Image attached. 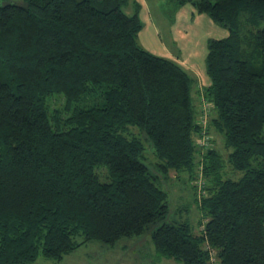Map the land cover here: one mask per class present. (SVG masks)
<instances>
[{"label":"trees","instance_id":"trees-1","mask_svg":"<svg viewBox=\"0 0 264 264\" xmlns=\"http://www.w3.org/2000/svg\"><path fill=\"white\" fill-rule=\"evenodd\" d=\"M227 29L204 89L228 161L198 148L193 77L139 45L136 0L0 4V264L149 234L160 259L264 264V0H178ZM132 8L131 14L126 9ZM64 100L62 105L57 101ZM158 158L152 173L145 144ZM199 167L204 225L169 222L161 176ZM103 169L105 171L100 172Z\"/></svg>","mask_w":264,"mask_h":264},{"label":"rangeland","instance_id":"rangeland-1","mask_svg":"<svg viewBox=\"0 0 264 264\" xmlns=\"http://www.w3.org/2000/svg\"><path fill=\"white\" fill-rule=\"evenodd\" d=\"M21 2L22 0H0V4L5 2ZM142 6L141 10L142 21L144 27L137 36V41L140 46L155 54L165 56L176 62H179L176 57L169 55H180L182 50L175 42V27L179 28L182 23L180 21V8L182 5L178 0H137ZM191 5H186L187 11ZM128 14L133 10L126 9ZM185 12L182 16L184 17ZM200 19V20H199ZM190 37L194 38L193 43L188 42V46L194 47L200 56L198 57L200 66V77H193L190 93L197 111V119L201 125V131L196 139L198 148L204 153L209 147H215L222 155L224 164V173L230 177L238 178L243 173L233 170L228 161L230 149L227 148L224 134L216 129L211 123V118L216 115L213 103L208 100L205 95V88L210 84L208 74H206V56L208 52V38H222L229 34L227 29L216 24L209 16L202 14L194 18H190ZM189 27V26H188ZM183 31V30H182ZM180 37V36H179ZM179 37H177L179 39ZM176 39V40H178ZM189 40V39H188ZM179 42V41H178ZM187 42V41H186ZM174 55V56H176ZM208 77V78H207ZM203 99V101H202ZM64 100L57 101V104L62 105ZM209 105V111L204 112L202 107ZM138 135L145 144V162L150 166L152 173L159 174L156 169L158 158L156 157L154 147L150 141L145 138L143 133H139L137 129L132 131ZM205 136L206 143H200V140ZM209 138H208V137ZM208 142V144H207ZM105 171L103 169L100 172ZM203 173H200L199 167L193 180L190 179L186 171L177 172L171 170L168 176L162 174V186L168 192V200L170 212L168 216L169 222H178L188 220L194 226L195 233H200L205 222L202 217V211L199 208V200L205 192L203 184ZM203 181V182H202ZM37 264H182L174 259H160L154 250L149 234L142 236H133L122 238L114 246L105 244L100 241H89L79 247L74 252L67 254L61 260L47 259L40 256Z\"/></svg>","mask_w":264,"mask_h":264},{"label":"crops","instance_id":"crops-1","mask_svg":"<svg viewBox=\"0 0 264 264\" xmlns=\"http://www.w3.org/2000/svg\"><path fill=\"white\" fill-rule=\"evenodd\" d=\"M186 5H188V4H186ZM186 5H184L180 8L181 9L180 10V14H181L180 15V21H181L182 25L179 28H176L178 25L175 27V35H176L175 36V42L177 45H179V48L182 50V52L180 55H176V54H174V52H173V55L170 52H168V53H169V55H171V57H173V58L176 57V59L179 61V63L187 71L191 72L194 75L193 77L195 79H197L198 77H200V71H201L200 66H199L200 62L198 60V57L200 56V54H198V52L196 50V43H194V47H191V49L188 46V42L193 43V41H194V38L190 37V32L188 29H190V27L192 26L190 24V18L196 17V19H197V17L202 15V14L197 13L196 9L191 4H190L191 9H189L187 11V9H185ZM131 10H132V8H131ZM141 10H143V6H142ZM183 12H185L184 17L182 16ZM140 15L142 18L141 12H140ZM177 37H179V39ZM176 39H178V40H176ZM174 55H176V56H174ZM206 74H207V72H206ZM208 80L210 81V78Z\"/></svg>","mask_w":264,"mask_h":264},{"label":"built area","instance_id":"built-area-1","mask_svg":"<svg viewBox=\"0 0 264 264\" xmlns=\"http://www.w3.org/2000/svg\"><path fill=\"white\" fill-rule=\"evenodd\" d=\"M202 101H203V99H202ZM209 105L210 104H206V105H204V108L202 107L204 112L209 111ZM206 141H207V138H205V136H203V138L200 140V143H206ZM207 144H208V142H207Z\"/></svg>","mask_w":264,"mask_h":264}]
</instances>
